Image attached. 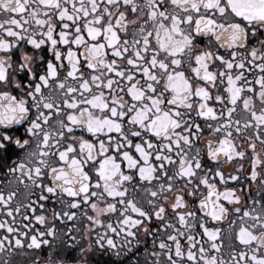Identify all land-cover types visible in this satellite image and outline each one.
<instances>
[{"label":"snow or ice","instance_id":"6c2138e0","mask_svg":"<svg viewBox=\"0 0 264 264\" xmlns=\"http://www.w3.org/2000/svg\"><path fill=\"white\" fill-rule=\"evenodd\" d=\"M0 264H264V0H0Z\"/></svg>","mask_w":264,"mask_h":264}]
</instances>
